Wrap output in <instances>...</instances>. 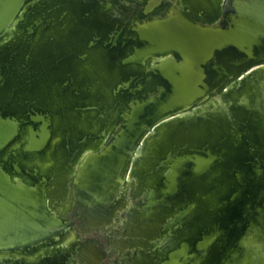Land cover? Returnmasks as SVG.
I'll return each instance as SVG.
<instances>
[{
    "label": "bare ground",
    "instance_id": "obj_1",
    "mask_svg": "<svg viewBox=\"0 0 264 264\" xmlns=\"http://www.w3.org/2000/svg\"><path fill=\"white\" fill-rule=\"evenodd\" d=\"M112 1L114 9L111 11L106 12L99 7H92V10H87L83 15L79 10L78 16L73 22L61 26L56 31L40 32L33 39L36 45H42L48 39L47 36L72 34L71 39L66 44L73 53L75 64L64 71L56 73L53 78V85L59 97L67 101L69 111L70 106L74 103L71 100L69 91L76 86L83 88L84 75L88 76L87 79H84L88 89L83 88L87 92L88 103L92 107V122L88 127L80 130L76 126H69L67 122L63 121L67 125L58 131L59 139L55 140L48 150L54 131L52 126L50 127L51 120H49L47 114L35 106H29L20 112L15 108L17 105L7 108L0 100V114L17 120L15 133L0 146V166L7 169L13 180L22 178L30 183L34 182L33 177L26 172L15 170L14 162L30 169L38 166L41 174L49 177V184L47 185L49 206L62 217H65L74 206L75 194L72 190V181L81 161L87 153L100 148L105 143L118 122L121 108L118 88L123 79H126L125 76L128 77L131 74L130 68L124 70L120 64L116 66V63L113 62L114 58L119 57L120 54L110 51L100 41V38H104L102 40L104 43L107 41L110 28L115 22L113 25L105 26L107 34L103 37L99 32H101L100 29L104 27L106 22L115 17L119 18V12L129 9L131 4L137 0ZM31 2V0H25L10 25L0 35V47L8 44L13 38L21 36V25L30 17V13L36 12L33 2ZM223 2L224 0H185V5L199 19L213 22L220 16ZM76 21L77 24L81 21L85 22L86 28L84 31L77 29V26L75 27L76 24L74 25V23ZM58 45L64 46L65 43L63 41ZM97 53L104 60L111 57L110 66L106 63L107 61H104L106 63L104 64L106 74L101 78L97 77L96 68L89 71L76 66L86 64L92 67V63L96 58L94 55ZM160 60L161 58L157 56L149 59L143 69H147ZM6 70L3 65H0V82L8 76ZM8 83L6 79V83L0 86V92L7 89L10 93H6V98L13 100L12 91H17L19 83L14 86ZM97 87L99 88L96 89ZM96 90H98V93ZM241 91L246 93L249 102H239V92ZM221 100L224 101L222 106L226 108L222 119L226 117H230L229 119L234 118L235 124L228 123L223 130L221 129L212 135L209 133V125L211 124H204L194 138L186 139L176 135V128L180 123L198 117L204 111L216 109L218 107L217 102ZM257 114L258 116L255 117ZM248 116L254 119L253 125L255 127L253 129L252 125L250 134L259 139L258 134H255L257 131L255 121L264 123V62L254 64L238 73L217 92L210 94L197 105L161 119L144 135L133 154L124 183L118 191L113 204L112 215L110 219L100 223L98 227H104L107 222L119 214L123 207H126V222H130L133 226L136 225L130 231L142 238H149L154 230L150 222L151 217L160 210H167L172 204H175V198L181 194H178V192H181V187L184 186L188 192L187 200L194 207L195 213L189 219L184 220L182 224H179L180 226L178 225L173 232L168 233L165 244L158 246L152 253L141 251L134 256H125L118 261V264H186L193 255L195 257L192 264H214V259L218 258L222 250L232 242L236 235V233L235 235L229 234L231 229L226 225L228 221L225 223L224 231L217 233L218 242L214 244L205 260H202L204 249L199 248V246H197L199 250L192 248L193 245L189 240H195L203 235L205 230L214 223L222 224L225 221L224 218L227 215L225 206L229 198H227L223 183H221L223 176H220V174L215 175L216 171H220L221 168L217 163L222 159L228 161L229 151L225 143L237 142L240 139L239 132L236 129L237 124L242 125L243 118ZM67 139H70L68 146L70 152H74V155L66 163V159L61 160L60 147L63 143H67ZM23 141L26 143L22 148ZM45 152L52 157V162L47 160L41 164L38 160L42 158L41 156ZM38 156L41 158H38ZM250 164L256 163L250 161ZM57 170L66 178L70 184L69 188L60 187L58 180L50 175L49 171L56 174ZM198 170L205 174L200 176L197 175L198 173L194 174ZM209 172L211 175L204 180ZM203 182L206 184H203ZM130 191L134 196H138L144 191L145 194L137 204L131 205L128 197ZM235 196L237 197V195ZM185 209L179 211L178 216L174 217L169 225L176 223L186 212ZM148 213H151L150 216H148ZM231 214L233 220L234 217H237V219L241 217L242 219L244 215L241 208H232ZM232 223L233 221L230 224ZM257 228L253 224L247 229L240 239V244L243 247L247 246L253 249L258 239ZM80 237L79 228L74 225L52 238L32 245L17 249L0 250V264H15L16 262L90 264L95 261L91 254L93 252L89 248L80 247L86 243ZM90 245L87 244L88 247ZM134 247L138 249L137 245H134ZM97 263L95 261L92 264Z\"/></svg>",
    "mask_w": 264,
    "mask_h": 264
},
{
    "label": "water",
    "instance_id": "obj_2",
    "mask_svg": "<svg viewBox=\"0 0 264 264\" xmlns=\"http://www.w3.org/2000/svg\"><path fill=\"white\" fill-rule=\"evenodd\" d=\"M0 1L1 35L25 0ZM89 4L106 12L114 9L112 0ZM114 22L104 44L120 54L113 57L116 66L131 69L118 88V122L105 143L81 161L72 181L74 206L65 217L49 206V177L38 166L30 169L14 162L15 170L33 177L32 183L13 180L0 166V250L32 245L74 225L82 233L92 231L110 219L133 154L152 126L197 105L238 73L264 62V0H224L213 22L196 17L185 0H140ZM155 56L161 60L143 69ZM16 127V119L0 114V146ZM260 165L263 173L264 163ZM263 195L261 190L246 206L240 225L254 216L253 201ZM240 230L241 226L230 246ZM214 236L204 235L199 248Z\"/></svg>",
    "mask_w": 264,
    "mask_h": 264
},
{
    "label": "rangeland",
    "instance_id": "obj_3",
    "mask_svg": "<svg viewBox=\"0 0 264 264\" xmlns=\"http://www.w3.org/2000/svg\"><path fill=\"white\" fill-rule=\"evenodd\" d=\"M7 1L9 0H5V2ZM31 1L33 2L31 3L34 5L36 12L30 13V17H28L27 21L21 25V36L13 38L8 44L0 47V65H3L5 70L7 69L6 71L8 75L0 82V86H3V84L6 83V79L7 82H9L8 84H12L13 86L16 85V83H19L17 91H12V95L14 97L13 100L6 98V93L9 92L7 89L0 92V100H2V104L7 108L17 105L15 108L20 112L29 106H35L47 114L49 120H51L50 127L52 126V130L54 131L53 138L49 143V150L52 147L53 142L59 139L58 131L67 124L72 127L76 126L80 130L91 124L92 107L88 103L87 92L83 90V88L86 90L88 89V85L84 80L87 79L88 76L84 75L82 83L83 88L76 86L69 91L71 100L74 101V103L70 106V110L68 111L67 101L60 98L54 90L53 78L56 73L64 71L75 64L73 53L70 50V47L66 44L68 40L71 39L72 34L65 33L63 35L47 36L48 39H46L42 45H36V43L33 42V39L40 32L46 33L56 31V29H59L61 26L67 25L69 22H73L75 18H77L79 10L83 15L86 11L84 9L85 5L83 2L79 3L78 10H73L71 7L64 4H62V6H56L58 4V0ZM75 4H78V2H75ZM120 13L122 12L120 11L119 14ZM116 18L118 17L106 22L104 27L100 29L101 32L99 33L101 34V37L107 34L105 26L108 27L113 25L114 21L117 20ZM29 24H33V27L28 31ZM74 25L81 31H84L86 28L85 22L82 21L79 22V24H77L76 21ZM103 39L104 38H100V41L104 44V41H102ZM63 41L65 45L59 46L58 43ZM94 56L96 58L92 63V67L86 64H79L76 66L89 71L96 68L97 77L101 78L104 74H106L104 64L107 63L109 66L111 65V57H108V60H104L99 53ZM104 61L107 62L105 63ZM30 84L32 85L29 86ZM98 88L99 87L96 89ZM96 92L98 93V90H96ZM239 93V102L245 103L246 101H250L247 99L248 97L246 93L242 91ZM223 102L224 101L222 100L218 101V107L216 109L204 111V113H200L198 117H194L187 122L180 123L176 128V135L186 139L194 138L198 135L204 124H211L209 125V133L212 135L221 129L223 130L225 125L228 123L235 124L234 118L229 119L230 117H226L225 119H222L223 113L225 112L224 110L226 109L222 106L224 104ZM256 116H258V114L255 115V117ZM63 121L67 122V124L63 123ZM253 121L254 119L248 116L243 118L242 125L237 124L236 129L239 132L240 139L237 142L232 141L229 144L225 143V146L229 151L228 161L226 162L222 159L217 163L221 166V168L220 171H216L217 173L215 175L217 176L220 174V176H223L221 183H223L224 191L227 194V198H229L226 206H229V204L232 203V208L243 209L244 215L242 214V219L241 217L238 219L237 217H234L235 222L232 216L228 220V223H226L228 228L231 229L229 234L233 235L238 233L241 226L240 234L231 246V243H229L225 249L222 250L217 258V261L214 259V264H242L243 261V264H263L264 262V195L257 198L255 203L253 201L252 208L255 209L254 216L245 221L243 225H240L246 217V206H248L256 194H258L261 190H264V172L262 173L263 165H260L261 163H264V123H258L255 121V126L257 128L255 134H258L260 137L259 140L258 137L255 136L254 138L250 134ZM254 128L255 127L253 125V129ZM11 131L12 130H10V132ZM69 141L70 139H67V143H63L60 147L61 160L66 159V163L68 162L67 160H70L74 155V152L71 153L69 150ZM24 143L26 142L23 141L22 148ZM70 153L71 155H69ZM41 157L38 156V158H41L38 160L41 164L47 160L48 162H52V157L47 155L46 152ZM250 161H254L256 164H250ZM49 173L58 180V185L60 187L64 189L66 187L69 188L70 184L58 170L56 171V174L53 171H49ZM194 174L200 176L205 173L199 172L198 170L195 171ZM210 175L211 173L209 172V175L207 174L204 180H206ZM203 184L206 183L203 182ZM181 188V192H178V194H181L176 196L175 204H172L167 210H160L151 217L150 222L154 230L149 238H142L130 231V229H134V226L136 225L133 226L130 222H126L125 215L127 212L126 207H123L119 214L107 222L104 227L99 228L97 226L96 228H99V230L94 228L92 231H85L84 233L81 232L80 239L86 243L80 247L91 249L93 252L91 254L93 259L98 262L97 264H113V259L117 255L116 254L113 257L105 255L104 245L107 246L108 243L105 240L104 235H106L107 239L114 246L112 254L117 251L120 253L117 264L118 261L122 260L125 256H134L141 251L145 253H152L158 246L165 244V239L168 233L173 232L179 224H182L184 220L189 219L195 213L194 207H192V204L187 200L188 192L185 186ZM144 194L145 191L138 196H134L132 191H130L128 193V197L130 198L129 204H137L138 201L142 200ZM235 195H237V197ZM183 208H186V214L183 213L182 217L176 223L169 225V223L173 221V218L178 216L179 211ZM232 208L229 209V211H226L227 215L231 213ZM150 214L151 213H148V216H150ZM232 221L233 223L230 224ZM253 224L258 227V231L256 232L258 236L257 242L253 249L247 246L243 247L240 244V239L245 234L247 229ZM122 229L124 230V233L121 232ZM100 230H105L106 234L104 231L101 232ZM88 243L91 244L89 247L87 246ZM134 245H137L138 249L134 247ZM210 258H212V256H210ZM15 264L31 263L16 262Z\"/></svg>",
    "mask_w": 264,
    "mask_h": 264
},
{
    "label": "flooded vegetation",
    "instance_id": "obj_4",
    "mask_svg": "<svg viewBox=\"0 0 264 264\" xmlns=\"http://www.w3.org/2000/svg\"><path fill=\"white\" fill-rule=\"evenodd\" d=\"M78 2V4H75V2ZM105 1V0H104ZM76 2V3H77ZM84 3V5H85V11L86 10H92V6H91V4H89V0H58V4L56 5V6H62V4H64V5H66V6H69V7H71L73 10H78V5H79V3ZM136 2H140V0H137ZM128 4H129V2H128ZM33 27V24H29L28 25V31L29 30H31V28ZM229 200V199H228ZM231 204V203H230ZM229 204V205H230ZM229 209V207H228V205L226 206V211ZM231 213L230 214H228V215H226V217L224 218V227H223V223L222 224H220V223H214L213 225H211L209 228H207L206 230H205V232L203 233V235H201L200 237H198L197 239H195V240H189V241H191V243H192V245H193V247L192 248H195L196 250H199V249H197V246H198V242H202V241H204V235H206V236H208L209 237V235L211 234V233H214L216 236H214V237H212L211 238V240L208 242V244H207V246L205 247V248H203L204 250H203V257H202V260H205L206 258H207V256H208V253L212 250V248L214 247V244L216 243V242H218V239H217V233L219 234L220 232H223L224 231V228H225V223L230 219V217H231ZM217 229H216V228ZM96 229H98V228H96ZM99 230V229H98ZM80 231V230H79ZM104 231V233L106 234V231L105 230H103ZM103 231H101V232H103ZM121 232H123L124 233V230L122 229L121 230ZM80 233H81V231H80ZM105 236V240L107 241V243H108V245L107 246H105L104 245V243H103V245H104V249H105V255H110V257H113V256H115L116 254V257L113 259V264H117V260H118V257L120 256V253H119V251H117V252H115V253H113L112 254V249L114 248V246L112 245V243L107 239V237H106V235H104ZM89 238V237H88ZM164 239H165V237H164ZM199 239V240H198ZM194 249V250H195ZM202 249V248H201ZM128 250V249H127ZM205 252V253H204ZM195 257V255H193V256H191L190 257V260L186 263V264H192V261H193V258ZM105 258V257H104ZM108 264V263H107ZM194 264V263H193Z\"/></svg>",
    "mask_w": 264,
    "mask_h": 264
}]
</instances>
